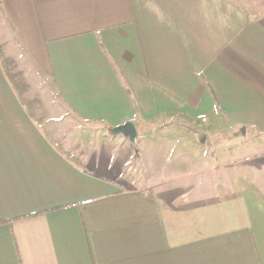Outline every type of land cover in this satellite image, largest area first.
<instances>
[{
	"label": "crops",
	"instance_id": "crops-1",
	"mask_svg": "<svg viewBox=\"0 0 264 264\" xmlns=\"http://www.w3.org/2000/svg\"><path fill=\"white\" fill-rule=\"evenodd\" d=\"M211 130L264 138V0H0V264H264Z\"/></svg>",
	"mask_w": 264,
	"mask_h": 264
},
{
	"label": "rangeland",
	"instance_id": "rangeland-1",
	"mask_svg": "<svg viewBox=\"0 0 264 264\" xmlns=\"http://www.w3.org/2000/svg\"><path fill=\"white\" fill-rule=\"evenodd\" d=\"M174 132L176 131L171 132V129H165L162 131L161 135L171 136L174 134ZM239 140H241V143H239V145H241L242 148L245 147L247 150L241 148L239 151H236L235 148L237 147V145L235 144V142ZM250 143L252 145H249ZM209 144L211 170L214 169L213 171H211V173H215L214 171H216V174H219V172L221 174L234 172V166L227 163L236 158H242L246 153L249 152V147H251L252 149L255 148L253 146L254 144L256 145V149H254L255 152L261 153L264 151V146H262L264 145V138L260 136L255 138L252 137V135H250L249 133L228 132L227 134H223L218 132L216 133V131L211 130L209 134ZM226 161L227 163L225 164V166H221V164L223 165V163H225ZM221 167H223V170H220ZM215 168L219 169V172Z\"/></svg>",
	"mask_w": 264,
	"mask_h": 264
},
{
	"label": "water",
	"instance_id": "water-1",
	"mask_svg": "<svg viewBox=\"0 0 264 264\" xmlns=\"http://www.w3.org/2000/svg\"><path fill=\"white\" fill-rule=\"evenodd\" d=\"M111 133L116 134H123L125 137L129 138L131 143H135L137 137V129L135 124L132 121H127L121 125H117L111 129Z\"/></svg>",
	"mask_w": 264,
	"mask_h": 264
}]
</instances>
